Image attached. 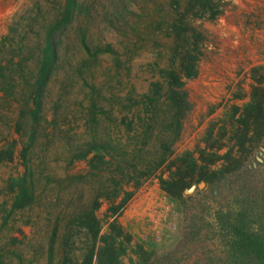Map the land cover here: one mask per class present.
Returning <instances> with one entry per match:
<instances>
[{
	"label": "rangeland",
	"instance_id": "obj_1",
	"mask_svg": "<svg viewBox=\"0 0 264 264\" xmlns=\"http://www.w3.org/2000/svg\"><path fill=\"white\" fill-rule=\"evenodd\" d=\"M64 4L0 0V264H50L64 232L61 259H80L82 218L97 203L122 264H205L222 249L218 214L243 200L253 215L264 207V116L244 136L236 121L253 93L264 105V0H78L63 26ZM46 39L58 54L35 103ZM191 64L196 74L184 76ZM168 70L188 105L168 98ZM186 150L217 171L185 178L177 198L158 175L176 177ZM21 176L33 200L19 209Z\"/></svg>",
	"mask_w": 264,
	"mask_h": 264
},
{
	"label": "trees",
	"instance_id": "obj_2",
	"mask_svg": "<svg viewBox=\"0 0 264 264\" xmlns=\"http://www.w3.org/2000/svg\"><path fill=\"white\" fill-rule=\"evenodd\" d=\"M78 6V0H65L64 9L62 11V21L60 24L70 23L73 20V14ZM58 25V24H57ZM59 26V25H58ZM64 26V25H63ZM43 54V55H42ZM57 46L49 39L45 41L44 53H41L42 57L38 58V77L36 79L37 88L35 94L33 93V101L38 103V99L42 96V88L48 81L51 69L57 59ZM194 65L184 67L188 69L183 74L184 76H193L196 74ZM169 86L168 98L174 103L179 102V106L188 105L185 91L183 89L182 77L175 73L173 70L166 72ZM177 86L176 90L173 88ZM173 87V88H172ZM259 87L254 90H258ZM177 92V95L173 93ZM255 92L246 100L241 108L236 121L241 134L244 136L249 132L251 124H262V117L264 116V105L262 95H257ZM147 98H151L148 95ZM154 102L159 101V97H153ZM180 109V107H178ZM182 110L175 112V118L179 124H181ZM149 122L156 119V113H151ZM238 130V131H239ZM235 133H232L231 138L235 137ZM97 141V138L94 137ZM103 145H100L102 148ZM104 150H107V148ZM232 148L228 149L224 153L214 152L218 158H225L231 154ZM168 157L166 154L161 156L159 165L164 164ZM181 163L177 167V176L163 178L158 175V179L162 188L170 195L177 198L182 197V188L187 186L190 181H184L185 178L190 177L191 180L209 181L211 175L217 170L209 171V165L200 163L199 160L194 157L192 151L186 150L180 155ZM214 162V161H213ZM186 174V175H184ZM13 186L16 189V194L13 201L14 208H24L30 205L33 200V192L28 185V179L25 176L17 177L13 179ZM133 195V191H125L124 195L118 202L112 204L108 210L111 212L112 217H117L124 208V205ZM116 196V195H115ZM95 205V209L97 208ZM94 209V210H95ZM94 210L84 214L83 224L87 226L88 230H85L86 243L82 249V256L77 259V256L73 253L71 256L72 261L69 264H122L119 257L120 249L115 245L114 240L107 242L105 235L100 234L101 225L97 219ZM253 205L251 201L243 200L239 203L238 207L234 208L232 212L226 214H218L217 222L221 233L222 249L219 254L209 256L205 264H264V207L253 215ZM259 215V216H258ZM112 224L116 223V219L111 221ZM69 226V225H68ZM62 241L59 244L52 242L49 250L50 264H66L61 259V251L57 245H61L64 242H68L70 239L69 232L62 233ZM75 258V260H74Z\"/></svg>",
	"mask_w": 264,
	"mask_h": 264
}]
</instances>
